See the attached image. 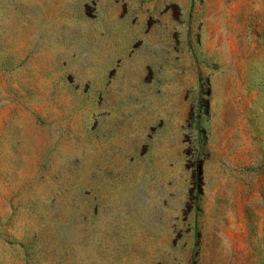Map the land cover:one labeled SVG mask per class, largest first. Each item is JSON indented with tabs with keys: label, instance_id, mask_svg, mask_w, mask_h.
Listing matches in <instances>:
<instances>
[{
	"label": "rangeland",
	"instance_id": "374dc122",
	"mask_svg": "<svg viewBox=\"0 0 264 264\" xmlns=\"http://www.w3.org/2000/svg\"><path fill=\"white\" fill-rule=\"evenodd\" d=\"M35 2L0 0V264H264V0H161L68 80Z\"/></svg>",
	"mask_w": 264,
	"mask_h": 264
},
{
	"label": "crops",
	"instance_id": "0c3cea01",
	"mask_svg": "<svg viewBox=\"0 0 264 264\" xmlns=\"http://www.w3.org/2000/svg\"><path fill=\"white\" fill-rule=\"evenodd\" d=\"M148 1L36 0L32 21L40 26H36L32 41L33 46L49 51L43 54L53 65L47 69L49 76L68 80L72 71L85 70L90 71L89 78L103 79L125 40L146 36L144 28L143 35L132 38L139 22L146 27L147 8L155 11L153 19L160 14L161 0H153L152 8L146 7ZM29 22L30 16L28 29ZM119 77L112 83H121L123 77Z\"/></svg>",
	"mask_w": 264,
	"mask_h": 264
},
{
	"label": "trees",
	"instance_id": "16d2710c",
	"mask_svg": "<svg viewBox=\"0 0 264 264\" xmlns=\"http://www.w3.org/2000/svg\"><path fill=\"white\" fill-rule=\"evenodd\" d=\"M199 169V168H198Z\"/></svg>",
	"mask_w": 264,
	"mask_h": 264
}]
</instances>
